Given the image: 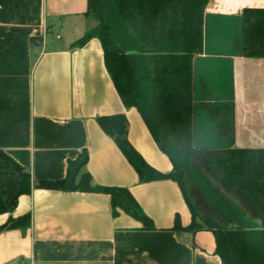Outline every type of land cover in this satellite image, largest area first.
<instances>
[{
  "label": "crops",
  "instance_id": "obj_1",
  "mask_svg": "<svg viewBox=\"0 0 264 264\" xmlns=\"http://www.w3.org/2000/svg\"><path fill=\"white\" fill-rule=\"evenodd\" d=\"M245 8H264V0L206 7L203 51L193 63L197 149H264V57L244 56ZM87 11L88 0H0V148L32 177L13 213H30L31 224L0 231V264H222L210 231L174 230L177 215L184 227L192 220L179 185L140 182L100 127L99 117L125 114L132 145L155 169L172 170L141 114L119 96L100 40L73 45L96 25ZM83 150L92 185L128 188L155 229L124 212L114 217L107 194L37 188L63 178Z\"/></svg>",
  "mask_w": 264,
  "mask_h": 264
},
{
  "label": "trees",
  "instance_id": "obj_2",
  "mask_svg": "<svg viewBox=\"0 0 264 264\" xmlns=\"http://www.w3.org/2000/svg\"><path fill=\"white\" fill-rule=\"evenodd\" d=\"M210 0H88L96 21L73 45L100 40L106 69L127 108H136L172 170L152 167L128 138L125 114L98 118L142 183L176 182L192 220L174 230H207L222 264H264V149H197L193 143V63L204 44V17ZM244 56L264 57V8L243 11ZM87 150L67 162L61 179L40 180L37 188L62 192L104 193L112 215L124 212L155 229L132 192L122 186H94L83 172ZM32 191L30 172L0 148V231L31 224V214L13 216L20 197Z\"/></svg>",
  "mask_w": 264,
  "mask_h": 264
},
{
  "label": "rangeland",
  "instance_id": "obj_3",
  "mask_svg": "<svg viewBox=\"0 0 264 264\" xmlns=\"http://www.w3.org/2000/svg\"><path fill=\"white\" fill-rule=\"evenodd\" d=\"M60 36H62V33H60ZM207 235H210V234H207Z\"/></svg>",
  "mask_w": 264,
  "mask_h": 264
}]
</instances>
